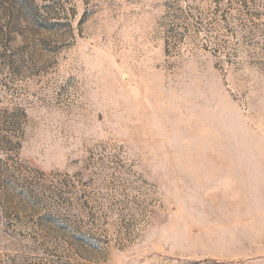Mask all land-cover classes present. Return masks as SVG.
I'll return each mask as SVG.
<instances>
[{
    "label": "rangeland",
    "instance_id": "1",
    "mask_svg": "<svg viewBox=\"0 0 264 264\" xmlns=\"http://www.w3.org/2000/svg\"><path fill=\"white\" fill-rule=\"evenodd\" d=\"M0 264H264V0H0Z\"/></svg>",
    "mask_w": 264,
    "mask_h": 264
}]
</instances>
